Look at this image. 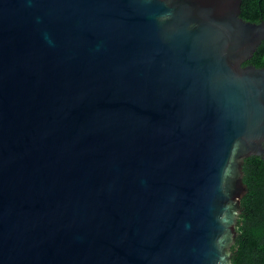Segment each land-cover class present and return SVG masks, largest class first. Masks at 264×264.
<instances>
[{"label":"water","instance_id":"1","mask_svg":"<svg viewBox=\"0 0 264 264\" xmlns=\"http://www.w3.org/2000/svg\"><path fill=\"white\" fill-rule=\"evenodd\" d=\"M241 2L0 0V264H231L264 159Z\"/></svg>","mask_w":264,"mask_h":264},{"label":"trees","instance_id":"2","mask_svg":"<svg viewBox=\"0 0 264 264\" xmlns=\"http://www.w3.org/2000/svg\"><path fill=\"white\" fill-rule=\"evenodd\" d=\"M240 9L245 21L264 19V0H242ZM248 64L264 68V40L242 65ZM242 171L247 192L240 202L236 236L230 247L231 264H264V159L246 158Z\"/></svg>","mask_w":264,"mask_h":264}]
</instances>
